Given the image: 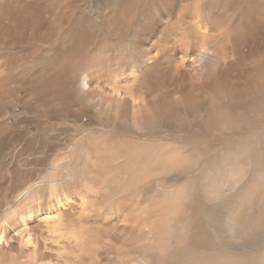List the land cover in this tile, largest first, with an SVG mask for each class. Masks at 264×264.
I'll return each instance as SVG.
<instances>
[{
	"label": "rangeland",
	"instance_id": "374dc122",
	"mask_svg": "<svg viewBox=\"0 0 264 264\" xmlns=\"http://www.w3.org/2000/svg\"><path fill=\"white\" fill-rule=\"evenodd\" d=\"M249 1L0 0V227L37 207L0 264H264V24L217 13ZM186 4L217 41L188 68L155 36ZM70 187L88 211L47 205Z\"/></svg>",
	"mask_w": 264,
	"mask_h": 264
},
{
	"label": "bare ground",
	"instance_id": "6f19581e",
	"mask_svg": "<svg viewBox=\"0 0 264 264\" xmlns=\"http://www.w3.org/2000/svg\"><path fill=\"white\" fill-rule=\"evenodd\" d=\"M215 8L217 6V3H210L209 7ZM242 6V5H241ZM240 5L233 6L232 4L228 3L226 4V7L221 9V12H217L220 15H224L227 12L233 17L237 24L241 25H248L251 24L252 26L255 24H258L262 20V24H264V18L258 19L250 14V8H251V2L249 1L246 4H243L241 7ZM222 13V14H221ZM251 15V16H250ZM160 18V17H159ZM164 18V17H163ZM161 21V24H158L157 26V32L155 33V36L159 33H165L166 37L169 39L166 41V43L171 44L172 51H179L182 53L180 57L176 56L175 59H177L180 63V66L182 67L184 65V61L186 62V68L192 66L194 62L202 65L208 58V54L203 52L202 49L206 48V52H210L213 49L216 48L217 41L212 40L215 37V31L214 26L212 23L207 22V19H204L200 14H195L194 7H190L188 4H186V9L180 13L175 19H172V17H168L165 19H159ZM234 21V20H233ZM163 22V23H162ZM158 23V21L156 22ZM160 23V22H159ZM234 23V22H233ZM156 25V24H154ZM156 27V26H155ZM238 27V25H237ZM154 28V26H153ZM156 30V29H153ZM152 30V31H153ZM150 31V32H152ZM154 35V32L153 34ZM154 36V37H155ZM163 36V35H162ZM199 36V37H198ZM219 36V34L217 35ZM204 37L209 38L210 40H205ZM200 38V44H196L194 39ZM217 38V37H216ZM215 38V39H216ZM166 45V44H164ZM212 47V48H211ZM170 48V47H169ZM153 49V48H152ZM212 49V50H210ZM264 51V49H263ZM250 61L249 63L253 64V70H252V76L254 80L257 79L258 76H261L263 79V85H264V56L263 58L260 57V59H256L255 56L250 55ZM244 61V60H243ZM221 64H225V60L221 61ZM245 63H240V60H234L233 62H229L227 65L221 66L222 72L220 74V79H230L229 74H233V71H238L239 66H243ZM232 76V75H231ZM82 85H87L86 78H82ZM205 86V85H204ZM214 91H218L220 88V85H216L213 87ZM117 96V95H115ZM99 102H102V99H98ZM81 128H84V126H80ZM87 127V126H86ZM80 129V128H79ZM89 132V130H87ZM57 139V138H56ZM71 174L65 173L63 175L62 180L60 183L65 186L68 182H71L74 180V172L72 170L69 171ZM72 183V182H71ZM59 184V183H58ZM56 186V185H54ZM71 186V185H70ZM52 187V186H51ZM66 187V186H65ZM67 192H62L61 194L54 193L52 200H50L47 205L51 208H57L59 209L60 206L67 208L69 210L74 209H85L87 200H83L84 192H79L81 190H78L80 193L78 198H74L76 193V188L70 187L66 188ZM83 189V188H82ZM64 191V190H63ZM77 192V193H78ZM25 194L26 192L19 193L15 199L14 202H21L25 200ZM27 199V198H26ZM27 201V200H26ZM88 206V205H87ZM61 208V207H60ZM37 207L35 206H22L21 211H16V219L15 220H9L7 224H4L0 227V240H6V236L9 231L14 230L16 228H25L28 225V222L33 219V215L36 213ZM88 211V210H87ZM69 222V220L67 221ZM121 228L125 227V224H119L118 225ZM75 229V228H74ZM77 230V229H76ZM76 230H72L69 227V224L67 223H61L58 226V232L61 236L62 234H65L64 232H68V238L63 239L62 243L63 245L68 244V242H77L78 240V233ZM89 240V239H88ZM85 240H82L84 242ZM90 243V242H89ZM27 246L29 245L26 243ZM90 264H96L94 261H91Z\"/></svg>",
	"mask_w": 264,
	"mask_h": 264
}]
</instances>
